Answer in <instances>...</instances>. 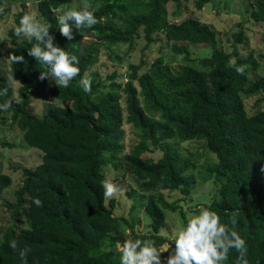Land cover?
Masks as SVG:
<instances>
[{"label": "trees", "instance_id": "16d2710c", "mask_svg": "<svg viewBox=\"0 0 264 264\" xmlns=\"http://www.w3.org/2000/svg\"><path fill=\"white\" fill-rule=\"evenodd\" d=\"M75 1L36 0L38 19L49 27L54 43L79 61L80 71L67 88L40 78L45 67L27 54L34 41L17 38L13 28L8 33L6 55L19 88L15 92L0 73V104L9 102L0 120L17 127L24 142L44 156L35 168L22 169L23 182L12 194L13 202H4L13 179L0 173V202L15 221L24 217L28 224L19 232L15 226L4 231L0 264H21V248L29 250L23 264H119L115 244L137 238L170 250L174 245L160 230L167 212L182 210L181 201L170 203L157 191L189 197L196 181L210 180L216 185L215 197L207 208L229 227L234 217L248 264H264V111L259 109L262 100L256 102L254 114L246 106L248 99L264 94V78L251 79L264 64V53L256 55L250 48L247 22L239 24L228 53L209 25L192 18L177 22L190 0H87L98 22L92 28H73L68 40L57 29L53 9ZM210 2L196 0L195 7L202 10ZM17 4L26 8L25 0H0V22ZM24 13L18 14L15 26ZM249 17L255 24L264 23V0L253 1ZM159 36L184 55L182 66L175 69L161 56L143 73V59L128 63L124 77L116 70L104 78L94 69L102 51L121 66L137 40L144 39L147 49ZM86 37L90 39L85 45ZM182 43L208 46L212 55L191 58L188 48L177 46ZM122 47L129 49L121 54ZM18 56L23 59L15 61ZM239 66H244L243 74L235 71ZM81 77L90 80V92H83ZM46 92L58 103L48 104L38 117L32 99L42 100ZM129 136L136 142L127 153ZM193 142L202 143L216 163L197 171L192 157L180 150ZM107 164H122L150 194L144 207L151 220L149 233H139L133 223L116 217L115 200L107 206L101 187ZM33 198L41 200L40 207ZM10 240L16 241V249L9 247ZM167 255L162 253L161 259ZM236 257L230 249L227 262L235 264Z\"/></svg>", "mask_w": 264, "mask_h": 264}, {"label": "rangeland", "instance_id": "374dc122", "mask_svg": "<svg viewBox=\"0 0 264 264\" xmlns=\"http://www.w3.org/2000/svg\"><path fill=\"white\" fill-rule=\"evenodd\" d=\"M195 1L190 0L183 4V17L177 20V22L192 18L209 25L217 33L219 46L228 53L232 52L234 44L233 35L240 31L239 24L247 22V24L245 23V30L250 37V48L255 51L256 55L264 53V23L255 24L250 21L249 17V10L253 7L254 0L247 2L246 0H211L202 10H198L195 7ZM80 4L81 0H76L68 7L79 8ZM25 6L26 8L24 9L19 4L13 5L10 13L0 22V73H2L4 81L12 84L15 92L18 90L19 84L12 78L10 62L6 55L11 42L8 33L15 27V20L23 10L24 14H34L38 19L36 0H25ZM168 8L169 10L172 9L171 4ZM40 22L43 23L42 20ZM158 38L159 41L150 45L147 49L145 48L146 42L144 39L137 40L134 49L129 53V57L121 66L115 60L107 57L105 51H102L99 62L94 69L98 70L104 78L116 70H118L120 76L124 77L128 63L139 64L143 59L145 62V67L141 72L143 73L161 56L175 69L182 66L184 55L175 53L172 43H167L160 36ZM22 39L26 38L21 37ZM89 39L87 37L83 38L82 44L86 45ZM177 46L188 48L191 58H208L212 55V50L208 46H195L186 43L177 44ZM128 49V47H122L119 51L121 54H124ZM259 78H264V64H262L258 72L251 73L252 80ZM258 100H262L259 109L264 111V94H262L246 101L247 110L250 115L257 111L254 106ZM50 103L58 102L46 92L44 99H32L31 108L36 116L42 117ZM126 130L127 133H130V129L127 128ZM135 142L136 139L134 137L129 136L127 138V153ZM2 144L8 145L4 147ZM180 150L183 156L192 157L194 164L197 166V171H201L202 168L213 164L216 159L214 155L204 149L202 143H186L180 146ZM43 156L42 152L31 148L24 142L22 132L17 127L10 128L8 127V123L4 125L2 124V119L0 120V173L9 175L13 179L11 188L4 194V202L14 201L12 194L19 189L23 182L22 169L25 167L35 168L42 163ZM103 173L105 179L111 180L116 186V191L113 195L106 198L107 206L111 200H115L114 215L116 217L133 223L135 230L139 233H149L151 231V220L146 216L144 207L150 194L142 191L139 181L127 173L122 164L118 168L112 164H107L103 168ZM213 183V180L205 184L196 181L193 185L194 191L189 197L179 192L172 193L159 189L157 192L162 194L168 202L172 203L180 200L179 206L185 212L184 216H181L180 212L182 210L176 213L167 212L166 224L161 228L160 235L167 238L166 240L173 244L175 235L183 227L186 220L195 214L198 208L210 205L212 199L215 197L216 185ZM216 199H220V195ZM4 202H0V240L3 237L4 231L11 226H15L17 232L28 227L24 217L15 221L13 214L9 213L4 206ZM225 264L231 263L225 261Z\"/></svg>", "mask_w": 264, "mask_h": 264}, {"label": "clouds", "instance_id": "9594fccd", "mask_svg": "<svg viewBox=\"0 0 264 264\" xmlns=\"http://www.w3.org/2000/svg\"><path fill=\"white\" fill-rule=\"evenodd\" d=\"M57 29L61 36L71 40L73 28L80 30L92 28L97 24L94 15L95 9H90L87 0H81L79 8L65 7L53 9ZM13 35L34 41L27 48V54L45 67L40 78H48L59 88H67L80 69L77 57L64 48L54 43L55 37L50 35L49 27L41 23L34 14L26 13L19 19L17 26L13 28ZM15 61L23 57L14 58ZM244 66L235 68L238 74L244 73ZM79 84L83 92L91 91L90 80L81 77ZM3 95V92H0ZM9 102L0 104V111L6 110ZM105 198L111 197L116 191V186L109 179L101 182ZM32 203L40 207L39 198H33ZM236 219L230 218L232 227L220 222V217L215 211L207 207H200L191 215L179 232L175 235L170 250L163 251L158 248L151 239L124 240L115 244V250L119 254V264H225L229 250L237 253L235 264H248L247 247L245 240L235 230ZM9 247L16 249L15 240L9 241ZM29 250L21 248L19 258L21 264ZM168 252L162 260L161 254Z\"/></svg>", "mask_w": 264, "mask_h": 264}, {"label": "built area", "instance_id": "2783aa9c", "mask_svg": "<svg viewBox=\"0 0 264 264\" xmlns=\"http://www.w3.org/2000/svg\"><path fill=\"white\" fill-rule=\"evenodd\" d=\"M51 104V103H50Z\"/></svg>", "mask_w": 264, "mask_h": 264}]
</instances>
